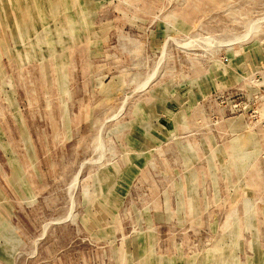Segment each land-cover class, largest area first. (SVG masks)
Listing matches in <instances>:
<instances>
[{
    "label": "rangeland",
    "instance_id": "obj_1",
    "mask_svg": "<svg viewBox=\"0 0 264 264\" xmlns=\"http://www.w3.org/2000/svg\"><path fill=\"white\" fill-rule=\"evenodd\" d=\"M0 264H264V0H0Z\"/></svg>",
    "mask_w": 264,
    "mask_h": 264
}]
</instances>
